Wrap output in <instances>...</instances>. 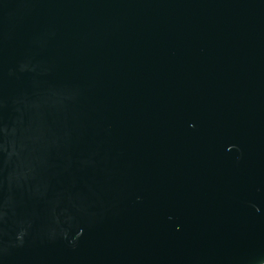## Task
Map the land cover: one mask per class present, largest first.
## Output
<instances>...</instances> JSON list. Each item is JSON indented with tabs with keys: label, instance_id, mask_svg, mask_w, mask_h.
<instances>
[{
	"label": "water",
	"instance_id": "obj_1",
	"mask_svg": "<svg viewBox=\"0 0 264 264\" xmlns=\"http://www.w3.org/2000/svg\"><path fill=\"white\" fill-rule=\"evenodd\" d=\"M0 264H264V0H0Z\"/></svg>",
	"mask_w": 264,
	"mask_h": 264
}]
</instances>
